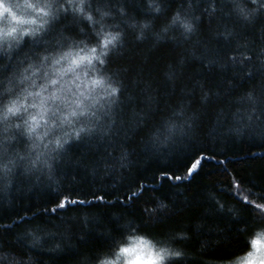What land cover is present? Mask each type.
Wrapping results in <instances>:
<instances>
[{
	"label": "trees",
	"instance_id": "1",
	"mask_svg": "<svg viewBox=\"0 0 264 264\" xmlns=\"http://www.w3.org/2000/svg\"><path fill=\"white\" fill-rule=\"evenodd\" d=\"M5 2L22 6L41 0ZM123 2L111 0L110 6L114 10ZM197 3L199 15L208 3ZM227 3L219 0L211 32L204 17L205 26L187 42L173 31L159 41L155 39L152 33L160 31L164 18L143 40L135 39L137 33L122 25L121 51L113 56L106 71H94L86 64L70 66V60L61 59L64 53L75 55L88 44L87 29L81 33L83 23L73 24L71 17L50 21L44 28H40L41 20L37 18L31 26L38 29L35 35H23L19 42L9 38L0 44V160L16 159L8 177L0 181V257H15L23 264H96L97 255L118 252L119 245H143L151 252L161 247L181 250L186 261L195 264H235L251 250L246 247V225L234 223L227 212L218 210L217 202L226 207L238 206L240 196L249 190L259 196L264 188V141L254 135L259 131V122L254 121L241 136L230 132L237 126V115L247 108L239 97L257 81L243 80L240 66L229 59L233 55H252L258 66L256 54L264 44L259 35L260 23L255 28L236 27L237 36L231 44L213 37L218 27H231L235 20L227 18ZM136 4L146 11L140 0ZM179 6L177 0L165 7L174 12ZM14 11L21 13L20 9ZM26 14L29 18L36 15ZM106 19L112 22L111 17ZM245 42L247 48L237 47ZM101 67L96 64L97 69ZM101 76L106 83L119 82L122 94L117 103L110 105L105 87L91 85L92 78ZM53 79L55 85L50 83ZM13 101L21 109L4 120L5 109ZM181 105L185 118L194 117V121L189 120L193 124L191 135H177L169 142H163L161 136L160 142L153 143L154 133H162L166 121L182 123L174 116ZM81 109L87 111L81 115ZM73 111L76 116L71 115ZM32 116L37 117V124L29 134L27 126L32 124ZM17 124L21 125L19 129ZM84 125H95L97 130L77 139L75 131ZM102 129L110 131L105 135ZM58 138L67 143L52 152ZM199 149H207L205 154L216 153V159L206 161L188 179L177 181L162 176L163 171L173 177L185 176L186 165ZM38 155L48 159L51 169L38 165L28 170V161ZM18 156L25 159L19 160ZM217 160H224V165L217 164ZM225 167L228 175L223 173ZM232 177L241 182L239 193L232 186ZM137 185H147L149 195L157 200L171 201L169 207L175 214L143 232L120 237L114 223L125 213L120 202L131 203L125 197L138 192ZM99 196L103 201L95 199ZM65 197L91 204L56 208ZM146 207L154 205L137 200L127 211L139 216ZM36 226L55 234L40 233L41 243L45 244L42 249L32 248L30 240L20 239L26 229ZM181 231L186 237L182 243L169 241L173 233ZM113 238L119 242L114 249ZM0 264L8 261L0 259Z\"/></svg>",
	"mask_w": 264,
	"mask_h": 264
},
{
	"label": "snow or ice",
	"instance_id": "2",
	"mask_svg": "<svg viewBox=\"0 0 264 264\" xmlns=\"http://www.w3.org/2000/svg\"><path fill=\"white\" fill-rule=\"evenodd\" d=\"M176 2L177 0H140V3L146 9V11L142 12L136 4V0H131V3H129V0H124L123 4L114 10L110 6L111 0H41L38 3L26 2L23 6L0 0V22H5L4 26L0 28V41L11 38L19 42V37L23 35H35L38 29H27L23 26L35 25L37 18L41 20L40 28H44L46 24H50V21H59L61 17L64 19L71 17L73 24L83 23L84 28L81 29V33H84V29H87L86 38L88 44L85 45L86 51L85 48H80L75 55L69 51L64 53L61 59L70 60V66L80 67L86 64L91 66L94 71H106L107 65L111 62L113 56L121 51L123 43L122 25L130 29L133 33H137L135 35V39L137 40L145 39L146 33L151 32L157 24H160L162 18H164V22L160 31L152 33L157 41L165 38L169 31L179 32L180 37L185 42L189 41L193 35L205 26L204 17H207L208 30L210 32L212 31V25L216 23V16L218 15L217 4L219 0H207L208 7H205L199 15H197V0H179L180 6L174 12L166 9V5H172ZM200 2H204V0H200ZM227 7V18L232 19L234 17L235 20L231 27L228 24H224L222 30L218 27L212 33L213 37L218 40L222 38L224 44H231L237 36L236 27L247 28L251 26L255 28L257 23H260L259 35L262 44H264V0H228ZM14 9H20L21 13L18 15ZM28 10H31V13H35L36 15L25 18V13ZM130 13H135V15H131ZM109 17L112 18L111 23L107 22L106 18ZM81 43H84V41L81 40ZM237 47L247 48L248 45L245 42L243 45L238 44ZM81 53L84 54L82 55ZM45 59L47 58L45 57ZM229 59L233 65L240 66V71L243 73V80L257 81L239 97V102L247 105V108L243 113L237 115V126L230 129V132L235 136H241L244 134L245 129L252 128L253 122L256 121L259 122V131L258 133H254V135L258 134L261 141H264V46L260 47L259 52L256 54L255 59L259 60L258 66H256L252 55L241 54L239 58L233 55ZM94 61L102 67L97 69L96 64L93 63ZM56 63H59V60ZM209 63L216 64L217 61H209ZM220 67H224V65H220ZM50 83L55 85L57 81L53 79ZM90 83L93 86H103L106 88V95L110 98V105L118 102L119 95L122 94V89L118 81L106 83L105 77L101 76L99 78H92ZM36 95H39V93ZM55 98V94H53V99ZM203 98L207 99L206 96ZM42 106L43 100L41 101ZM20 109L21 105L13 101L6 107L3 119L7 120L8 114L16 115ZM86 111L87 109H81V115ZM71 115L76 116L77 113L73 111ZM174 116L180 119L182 123L177 124L175 120L166 121L162 125L163 132L161 133L158 130L154 133L153 143L160 142L161 136L164 138L163 142H169L174 141L177 135L181 137L191 135L193 124L189 123V120L194 121V117L185 118V108L183 105L179 107L178 111L174 112ZM31 120L32 124L27 126V132L29 134L35 131L37 117L32 116ZM25 124L27 125V121H25ZM20 127L21 125H16L17 129ZM96 130L95 125H84L75 131V137L80 139L82 134L90 136ZM102 131L106 135L110 129H102ZM65 143L67 141L62 142L61 139H56L55 148H52L51 151L57 152V150L63 149ZM206 152L207 149L197 150L196 155L186 165L185 176H169L167 171H163L162 176L177 181L195 176L206 161L216 159V153L205 154ZM253 155L255 156V153ZM261 158L264 159V157ZM18 159L24 160L25 157L18 156ZM216 162L219 165H224L225 163L224 160H217ZM28 163L31 165V168L28 170L37 168L38 165L48 169L52 167L48 159H41L39 155L35 160H29ZM15 165L16 159H9L7 161L0 160V181L8 177L12 171V167H15ZM223 173L228 175V169L226 167L223 169ZM232 186L236 189L237 193L241 191V182L236 177H232ZM137 187L140 189L138 192H134L131 196L125 197V200L131 201V203L120 202L125 208V213H122L114 221L117 225V235L120 237L125 236V234L143 232L145 228L162 224L166 219H169L175 214L173 209L169 207L171 201L165 203L163 199L157 200V198L150 196V190L147 185H137ZM95 199L103 201L104 198L99 196L95 197ZM212 199L214 200L215 197H212ZM137 200H144L146 204H152L154 207L142 209L139 216L135 212L127 211ZM85 203L91 204V201L69 200L65 197L57 203L56 208L63 209L68 204L83 205ZM217 205L218 210L227 212L233 218L234 223H244L247 227V236L249 239L246 240V247L251 250L244 257L239 258L236 264H264V188L261 189L259 196L252 193L251 190L248 191L247 195L240 196L237 202L238 206L226 207L219 202H217ZM245 216L248 218L245 219ZM23 219L21 217V220ZM41 232H44V230L39 226L26 229L24 235L20 238L21 242L30 240L32 248L42 249L45 244L41 243ZM44 235L55 234L44 232ZM140 239L141 243H144L143 238L141 237ZM185 239L186 237L183 236L182 231L175 232L169 237V241L176 243H182ZM118 245L119 242L113 238L112 248L114 249ZM131 251L132 249L129 247L119 245L118 252L110 251L104 255H97L94 259L96 264H117V260L122 255L128 254ZM258 253L259 258L257 257ZM110 256H114L116 259H111L109 258ZM0 259L7 260L8 264H23V262L17 261L15 257L9 259L7 256H3ZM84 264H87V261ZM129 264H195V261H186V254L181 250L161 247L155 252H150L149 258L146 261L138 258L135 261H129Z\"/></svg>",
	"mask_w": 264,
	"mask_h": 264
},
{
	"label": "rangeland",
	"instance_id": "3",
	"mask_svg": "<svg viewBox=\"0 0 264 264\" xmlns=\"http://www.w3.org/2000/svg\"><path fill=\"white\" fill-rule=\"evenodd\" d=\"M33 3H35V2H33ZM28 12L31 13V10L27 11V13ZM17 14L19 15V12H17ZM27 15L28 14L25 15V18H29V17H27ZM4 23L5 22H0V28H2L4 26ZM31 26L32 25H24L23 27H25L27 29H32ZM8 41H9V39L0 41V44L8 42ZM129 248H131L132 251L130 253H128V254L122 255V259L120 260L119 264H129V261H135L138 258L140 260L146 261L149 258V253L151 251L148 248H145V246H143V245L142 246H137V245L133 246L132 245V247H129ZM257 257L259 258V253L257 254Z\"/></svg>",
	"mask_w": 264,
	"mask_h": 264
}]
</instances>
